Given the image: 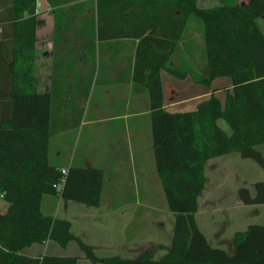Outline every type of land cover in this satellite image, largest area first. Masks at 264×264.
Listing matches in <instances>:
<instances>
[{
	"label": "trees",
	"instance_id": "16d2710c",
	"mask_svg": "<svg viewBox=\"0 0 264 264\" xmlns=\"http://www.w3.org/2000/svg\"><path fill=\"white\" fill-rule=\"evenodd\" d=\"M38 1L0 0V198L8 204L0 212V264L78 263L76 256L22 253L49 239L62 246L78 241L91 264H264V225L252 224L236 234L230 255L209 244L195 216L209 160L239 153L264 169V0H219L208 8L200 0H88L87 9L71 7L76 16L92 19V37L100 47L120 41L132 51L127 70H133L135 89L144 86L149 94L157 174L175 215L172 245L161 258L151 253L99 257L72 233L69 220L43 210L45 196L99 207L105 173L82 165L64 169L51 160L53 95L36 88ZM75 1L49 3L59 7ZM55 13L58 29L60 12ZM192 21L202 24L204 71L186 60L174 62L189 40ZM193 43L199 45L197 39ZM162 70L179 79L190 75L207 87L229 78L232 90L224 101L213 93L195 111L171 113L164 108ZM239 197L245 205H264V181L255 184L254 192L241 188Z\"/></svg>",
	"mask_w": 264,
	"mask_h": 264
},
{
	"label": "crops",
	"instance_id": "0c3cea01",
	"mask_svg": "<svg viewBox=\"0 0 264 264\" xmlns=\"http://www.w3.org/2000/svg\"><path fill=\"white\" fill-rule=\"evenodd\" d=\"M86 1L79 0L59 7H52L49 0L38 1L42 22L36 32V88L53 95L55 132L51 141L55 138L56 143L50 152L52 162L64 169L72 165L103 169L102 201L99 207H90L62 197L45 196L43 206L47 202L55 218L69 220L72 233L92 246L99 257L136 258L151 253L155 258H161L172 245L175 215L168 210L167 204L162 211L163 216L158 215L154 206L142 204L154 203L163 194L155 162L149 94L144 86L135 89L133 70H127L126 57L132 51L120 41L111 45L102 43L100 47V41L92 37V19L76 16L71 7L86 6ZM57 10L60 12L58 29L55 20ZM261 20L260 23L264 22V17ZM196 35L201 38L198 44H202L200 30L190 35L188 29L189 40L182 46L181 56L175 57L176 64L183 65L186 60L191 66L198 67L193 60L199 55L198 51L202 53V49L200 44L193 47ZM100 57L101 66L98 64ZM203 65L202 71L205 70ZM161 81L164 108L171 113L195 111L213 93L224 101L226 92L232 90L231 79L224 77L215 79L207 87L195 83L190 75L179 79L162 70ZM94 95L96 100H93ZM74 123L79 124L74 126ZM96 123L107 124L110 134L106 138L103 136L101 144L93 150L84 147L77 156L72 145L61 144L60 137L71 130L91 127ZM220 125L223 126L221 121ZM214 159L206 163V168L211 163L209 170L217 178L219 163L212 161ZM130 164L137 171L134 177L123 173ZM132 179L135 185H132ZM239 190L231 195L227 188H222L218 179L208 184L206 178L195 215L197 225L209 244L230 255L235 250L236 234L245 232L249 225L257 224L254 222L256 217L264 214V205L243 204ZM7 208L8 204L0 198V212H6ZM22 253L36 258L45 255L76 256L77 264H91L75 240L62 246L49 239L25 247Z\"/></svg>",
	"mask_w": 264,
	"mask_h": 264
},
{
	"label": "rangeland",
	"instance_id": "374dc122",
	"mask_svg": "<svg viewBox=\"0 0 264 264\" xmlns=\"http://www.w3.org/2000/svg\"><path fill=\"white\" fill-rule=\"evenodd\" d=\"M240 1H247V0H237V2H240ZM200 5L206 8L213 7V6L218 5V0H201ZM261 25L264 28V22H261ZM189 30H190V35L192 34L193 31L202 30V24L198 21L196 22L192 21L190 24ZM196 38H197V41H201L200 40L201 38L199 37V35H196ZM198 50H200V47L197 49V51ZM198 54L201 55V52L198 51ZM199 55L197 56V58H194L193 62L196 65L198 64L197 68L201 71V69H203L202 67L204 66L203 65L204 61L201 59V56ZM101 88H102V85H101ZM98 97H99V93H98ZM93 100H96L95 95L93 97ZM109 103H111V100L109 101ZM91 104L93 105V102ZM88 107H89V104L87 108ZM221 123L223 125L222 127H224L228 132H230V129L228 128L226 123L223 121H221ZM109 134L110 132H109V129L107 128V124L96 123V125H92L91 127H85V128L80 127V128L71 130L70 133L60 138H61V144L69 145L70 147L73 146V151L76 153L77 156H79L80 152L84 149V147H89L93 150L96 146H99L101 144L103 136L104 138H106L107 136H109ZM55 143H56V140L55 138H53V140L51 141V151H53L55 147L54 145ZM261 150L264 151V148L261 147ZM90 154H94V151H90ZM215 160L217 161V163H219V170L217 171V178L214 177V175H212L209 170V166L211 164L210 163L209 166H207L206 168L207 182L208 184H211V183H214L216 179H218V181L221 183L222 188H227L231 195L236 194L237 190L243 187H248L249 189H253L254 191L253 185L259 181H264V169L254 160L242 158L239 153L227 154L226 156L215 158L212 161H215ZM129 166L130 167L125 169L123 173L127 174V176L129 177L132 175L134 177L135 174L137 173L135 166H133L132 164H130ZM130 181L132 182V185H133L134 184L133 179ZM128 188L130 187L128 186ZM141 188L143 189L142 185H141ZM135 189L138 190V186H135ZM161 195L162 196L158 197L157 201H155L154 203L153 202H142L143 205L154 206V208L157 209V213L159 216L164 215L162 211L165 209V205H166L164 195L163 194ZM223 204L228 205V203L226 202H223ZM43 210L46 214H50L51 211L47 206V202L43 206ZM254 222L257 224L264 225V214L256 217V220ZM130 228L132 229L133 226Z\"/></svg>",
	"mask_w": 264,
	"mask_h": 264
},
{
	"label": "built area",
	"instance_id": "2783aa9c",
	"mask_svg": "<svg viewBox=\"0 0 264 264\" xmlns=\"http://www.w3.org/2000/svg\"><path fill=\"white\" fill-rule=\"evenodd\" d=\"M63 172L66 173V170H64Z\"/></svg>",
	"mask_w": 264,
	"mask_h": 264
}]
</instances>
